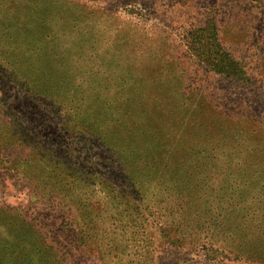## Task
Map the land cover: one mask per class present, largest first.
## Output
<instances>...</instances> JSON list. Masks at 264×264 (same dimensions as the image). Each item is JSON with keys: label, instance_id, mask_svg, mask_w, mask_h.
Returning a JSON list of instances; mask_svg holds the SVG:
<instances>
[{"label": "rangeland", "instance_id": "1", "mask_svg": "<svg viewBox=\"0 0 264 264\" xmlns=\"http://www.w3.org/2000/svg\"><path fill=\"white\" fill-rule=\"evenodd\" d=\"M5 1L12 6L24 2ZM59 1L56 10L60 13L52 19L53 40L61 52L68 49L69 56L62 61H69L66 90L77 108L99 111L104 120V106L122 92L133 99L128 106L136 111L138 122L143 119L158 125L152 134L156 142L171 126L167 157L179 152L178 140L185 132L195 134L190 136L195 146L217 148L218 140L232 137L235 149H228L233 145L227 144L213 154L236 156L230 167L221 163L226 158L220 156V168L211 167L217 174L188 163L185 174L194 175H188L183 187L191 191V198L183 203L178 202L180 196L175 198L170 214L155 209L153 220H160L158 226L169 231V237H164L150 220L143 221L135 212L128 215L138 205L131 187L112 172L115 169L104 165L110 160L105 145L115 144V136L110 134L112 141L98 140L84 133L82 139L74 140L68 130L64 136L65 130L52 120L51 113L42 115L32 111L30 103H21L22 88L12 87L8 76L0 73V136L7 138L1 140L10 154L9 167L0 164V239L22 234L27 242L20 250L27 252L30 264H218L211 259L210 244H204L207 238L221 235L223 241L235 243L232 251L261 258L264 0ZM206 18L215 20L222 44L246 66L253 84L221 80L186 49L189 30ZM62 75L59 70L54 74L55 78ZM177 94L180 101L174 104ZM22 114L29 121L19 125L13 118ZM72 128L79 132L77 126ZM248 130L258 137L245 138ZM135 132L133 128L128 142L137 143ZM251 142L255 149L250 148ZM198 152L192 149L191 157L198 158ZM250 158L254 163L248 162ZM200 171L210 175L206 188L234 191L231 212L203 203V193L208 191L197 190L202 186L196 175ZM141 188L146 194L153 189ZM36 241L38 256L30 247ZM236 241L241 245L236 246Z\"/></svg>", "mask_w": 264, "mask_h": 264}, {"label": "trees", "instance_id": "2", "mask_svg": "<svg viewBox=\"0 0 264 264\" xmlns=\"http://www.w3.org/2000/svg\"><path fill=\"white\" fill-rule=\"evenodd\" d=\"M56 2L59 3L60 1L24 0V2H18V4L16 3L12 6L7 1L0 0V73L8 76L12 87L22 88L24 100L21 103H30L29 108L32 107V111L35 110V112H40L42 115L47 114L46 112L51 113L52 120L62 125V129L65 130L64 136L68 134L67 130L71 131L74 140L82 139L84 133L98 140L104 137V139L112 141L110 134L115 136L114 138L117 140L115 141L113 138L115 144L108 142L105 145L104 152L110 156V160L105 161L104 165L111 170L115 169L112 172L120 174L124 181L123 183L131 187V195H133V199L138 205H136L137 207L134 206L135 209L128 215L131 216L134 212L138 213L143 218V221L150 220L155 226H158L160 220H153V218H156L154 214L156 208L170 214L169 212H172L175 208L172 206L175 198L177 199L180 196L181 199L179 198L178 202L181 203H183V200L191 198L189 197L191 191H188V194L187 188L183 187L187 184L188 175L190 177L194 175L192 173L185 174L187 173L188 163L192 162L197 168H202L208 173L217 174L211 167L215 168L217 164V167L220 168L221 163L230 167V164H233L235 160L236 154L224 153L215 155L213 152L227 144L233 145L229 146L228 149H235L236 146L234 147L233 139L231 137V140L222 142L218 140L216 143L217 148L195 146V142L191 138L195 137V134L190 135V132H187L188 134L185 132L180 134V140H178L180 142V145H178L180 146L179 152L167 157L168 143L166 139H170L171 126L168 125V129L164 133L165 137L156 142L154 138L152 139V134L157 130L158 125L156 126L154 122L153 125H150V121L147 122V120L143 119L138 122L136 111L132 112L131 106H128L132 98L127 96V94L119 92V95L113 97V101L107 107L104 106V120H100L101 115L97 114L100 113L99 111L88 112L85 109H83L85 111H82L77 108V104L73 103L76 100L66 90L70 82L67 77L69 68L66 64L69 61L66 60L64 64L62 61L64 60L63 57L69 56L68 49L65 53L61 52L63 50L60 51V47L53 40L56 33L52 26V24H55L52 19L60 13L56 10ZM217 26L213 18H206L202 24L189 30L190 38L185 42L186 49L193 53L198 59V63L209 71L215 72L221 80H231L246 86L253 84L251 74L246 69V66L222 44ZM56 70L64 73V75L55 78ZM64 76L66 82L63 78ZM177 101H180V94L176 95L174 104ZM3 103L7 105V103ZM13 119L18 121L19 125L29 121L28 116L25 114L18 115ZM251 120L254 122L253 119ZM131 122L133 124H130ZM96 125H102V127L99 128ZM73 126H77L79 132L76 133V131L72 130ZM25 128L29 130L30 126H25ZM113 128H116V130ZM133 128L136 129L135 135L139 136L136 144L128 142L133 137L131 135ZM209 134H212V132L207 133V135ZM243 134L245 138L251 140L258 137L257 135L255 136L258 133L254 130H248ZM224 138L227 139L228 136H224ZM1 139L4 141L7 138L0 136V164L8 168L10 164L8 157L10 154L8 149L5 148V142H2ZM41 144L40 142L39 145ZM145 147L148 148L147 152L144 150ZM250 148L255 149L254 144ZM192 149L199 150L197 153L198 158L191 157ZM113 155L114 157L112 158L111 156ZM69 156H73V154L70 153ZM220 156L226 158L221 163ZM118 157H121L120 159L124 158L117 160ZM263 160L264 158L261 159V161ZM248 162L252 164L254 159L250 158ZM235 164L238 165L239 162L236 161ZM196 175L199 176L200 184L202 185H199L197 190L208 191L207 194L203 193V203L208 204V208L213 204L216 209L226 207L231 212V208H234L231 200L234 191L206 188L207 186L210 187L206 182V179L210 181V175L202 171ZM218 176L229 180L231 177V175ZM54 181L56 180L54 179ZM140 184L141 186L149 185V190L153 189L148 194L143 193ZM157 191H161V194ZM160 195L161 198H159ZM259 201L261 202V200ZM242 215L247 216L245 212ZM158 227L159 232L164 237H169V231H166L161 226ZM222 236L215 239H206L204 245L210 244L209 249L213 253V256H211L212 260L215 259L218 264H264V254L261 258H256V256H253L254 254L249 255L247 252L238 253L232 251L231 246H235V243L230 244L227 241H223L225 239H222ZM217 239L221 240L215 242ZM26 242L22 234L14 236L12 240L6 239L2 241L0 239V263L28 264L31 259L27 260V252L20 250V248H25L24 244ZM37 242L30 246L36 249L34 253L36 256L41 252ZM236 242L238 243L236 246L241 245L240 242ZM212 245H214L213 248Z\"/></svg>", "mask_w": 264, "mask_h": 264}]
</instances>
